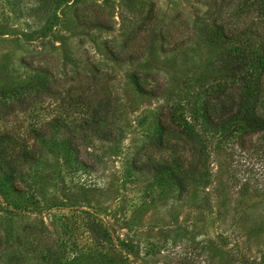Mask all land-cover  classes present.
Masks as SVG:
<instances>
[{
    "label": "rangeland",
    "instance_id": "obj_1",
    "mask_svg": "<svg viewBox=\"0 0 264 264\" xmlns=\"http://www.w3.org/2000/svg\"><path fill=\"white\" fill-rule=\"evenodd\" d=\"M149 3L156 20L148 37L142 41L138 32L128 38ZM96 7L106 14L110 30L76 27L78 9L91 16ZM210 13L206 0H59L49 9L37 1L0 0V82L31 75L21 66L22 58L42 63L44 53L59 68L62 50L76 51L74 57L84 51L99 64L96 87H108L116 117L114 138L94 140L82 155L85 166L44 154L28 171L34 181L27 183L25 196L0 182V201L8 209L15 205L23 210L13 216L0 207V234L30 233L48 240L61 237L66 226L72 239H80L89 218L109 228L124 264H264V197L240 189L245 182H264L260 150L243 151L233 140L220 141L197 120L196 134L208 144L207 173L182 198L131 168L132 160L157 161L166 154L149 147L156 136L155 116L162 105L181 106V81L202 61ZM105 43L122 55L141 54L132 64L113 63L105 55ZM132 71L144 87L160 86V96L140 95L130 80ZM250 142L264 147V139ZM86 263L99 261L79 264Z\"/></svg>",
    "mask_w": 264,
    "mask_h": 264
},
{
    "label": "trees",
    "instance_id": "obj_2",
    "mask_svg": "<svg viewBox=\"0 0 264 264\" xmlns=\"http://www.w3.org/2000/svg\"><path fill=\"white\" fill-rule=\"evenodd\" d=\"M31 1L49 9L59 0ZM206 2L211 13L201 44L202 61L190 78L181 81V106L162 105L155 116L156 136L149 147L166 154L157 161L148 157L131 162L134 172L163 183L179 198L207 173L208 144L196 134L197 120L202 129L217 133L220 141L233 140L243 151L264 154V147L250 142L254 137L264 139V0ZM95 9L91 16L78 9L76 27L110 30L106 14ZM155 20V6L149 3L127 37L140 32L144 41ZM104 52L118 64H132L141 54L139 50L122 55L109 43ZM61 53L59 68L42 53V63L39 58L20 60L31 75L0 82V182L18 197L27 194V183L34 181L28 171L44 154L85 166L82 155L93 148L94 140L114 138L115 100L106 85L96 87L99 64L84 51L80 57H74L76 51ZM130 80L140 95L158 98L161 94L160 86L144 87L136 71L130 73ZM240 189L264 197V182H245ZM0 207L13 216L23 212L15 205L8 209L1 201ZM83 227L86 234L80 239H72L66 226L61 237L48 240L30 233L0 234V264H79L94 258L99 264L125 263L118 259L120 250L107 226L88 218Z\"/></svg>",
    "mask_w": 264,
    "mask_h": 264
}]
</instances>
